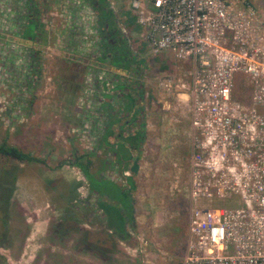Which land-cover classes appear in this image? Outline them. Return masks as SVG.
<instances>
[{
	"label": "built area",
	"instance_id": "obj_1",
	"mask_svg": "<svg viewBox=\"0 0 264 264\" xmlns=\"http://www.w3.org/2000/svg\"><path fill=\"white\" fill-rule=\"evenodd\" d=\"M113 1L109 8L116 15ZM75 4L78 25L69 37L60 35L61 43L71 40L61 56L85 68L76 99L83 123L72 132L91 153L107 124L102 105L119 110V85L130 75L88 57L99 48L97 15L90 4ZM258 5L263 8L264 0L129 1L141 28L139 43L153 55L169 53L190 68L187 85L174 74L156 76L159 91L191 90V124L201 134V140L192 143L189 159L191 205L181 264H264V121L255 117L254 105L239 112L231 107L233 80L243 74L255 86L252 103L264 109V23L257 21ZM27 8L22 0H0V123L8 132L35 119L38 97L52 81L49 61L54 48L49 43L32 47L35 43L21 36ZM121 32L128 37L126 28ZM130 175L125 170L118 176ZM229 193L240 196V207L195 205L201 197Z\"/></svg>",
	"mask_w": 264,
	"mask_h": 264
},
{
	"label": "rangeland",
	"instance_id": "obj_2",
	"mask_svg": "<svg viewBox=\"0 0 264 264\" xmlns=\"http://www.w3.org/2000/svg\"><path fill=\"white\" fill-rule=\"evenodd\" d=\"M112 1L107 0V4L110 5ZM129 1L114 0V9H116V15H114L118 22L116 27L124 40H126L128 51L134 55L129 66L125 67L126 70L128 69L127 73L129 75V71L131 70L132 72L130 83L141 81L145 84L144 89L139 84L141 90L139 88L138 92L133 89L132 97L142 108L143 116L141 117L147 122V130L138 154L134 152L139 171L135 175L138 186L134 188L135 190L133 191L135 193H133L137 196V211L140 218L129 226L128 229L130 231L127 232L125 239H121L118 236L115 239H117L118 244L120 242L121 246H126L127 250L132 245L137 247V257L145 261L147 258L148 264H160L158 261H153L154 257L156 260H160L162 257L163 261H167V263L164 262L165 264H179L178 257L173 256L165 248L166 238L169 236L167 222L168 219L170 220L171 212H177L178 210H181L179 215L178 213L176 215L179 220L178 223L180 221L184 222L182 211L185 210L184 206L186 205H188L190 218L189 159L192 150L190 146L192 147L194 139L201 140V134L200 130L195 129L191 124L193 116L191 90L174 89L171 93L161 92L160 95L154 85H156V76L161 72L165 75L174 74L176 78L180 76L186 85L190 84V68L187 63L178 61L169 53L160 54L163 57H160L157 60L158 62H155L150 57L153 54L149 53L150 56H148L145 53L146 56H144V52L142 54L139 52L141 45L137 40H133L129 31H127L129 38L123 35L121 29L126 27L121 20L123 17L122 13L128 11ZM58 2L59 4L52 8L53 19L51 15L49 16L51 18L49 26L53 33L52 37L49 35V38H55V42H50L49 44L56 50H60L57 45L60 42L56 40L61 35L56 29L63 28L62 24L67 21V15L64 16L62 14L65 12H58L63 10L59 9L58 6L62 5V3L65 4V2L61 0ZM256 14L257 21H263L264 23V7L262 8V5H258V13ZM96 18H94L95 21ZM255 23L258 24V22ZM262 28L264 31V27ZM47 32H50V29ZM71 33L72 31L68 29L67 34L63 37H69ZM127 40H130V42H127ZM143 51L145 50L143 49ZM138 53L141 57H139ZM55 55L49 61V69L52 75L51 87L49 86L48 91L38 97L40 105H36L35 119L28 124L26 123L27 125L24 124L25 126H17L11 132L5 130L0 123V144L5 141L12 146H21L23 151L29 152L36 158V161L26 162L0 155V173L4 168L10 171L15 168L17 177L19 176L20 178L18 184H15L14 192H12L8 202L3 194L2 186V183L4 186H6V183L0 176V264H68L71 259H77L79 245L72 243L74 238L78 239L77 235L84 237L86 244L94 247L95 233L107 230L102 217L97 213L98 210L93 206L95 202L94 195L88 190L87 183L83 180L80 170L72 165V162L78 159L77 157H81L82 161L89 162V168H93V155L88 150L87 144L85 145V150L84 147L79 145L75 132H72V129L79 128L83 123V114H80V111L76 108V99L81 87L80 72L81 70L85 72V68L81 65H78L80 68L71 67V63L65 61L61 55ZM88 57L104 62L98 59L97 54L94 55L93 52ZM106 63L109 64L107 61ZM161 64H165L167 69H159L158 67ZM130 67L131 69H129ZM117 70L122 73L126 71L124 69ZM129 78L127 79L129 80ZM122 80L125 81L123 78ZM253 84L249 77L243 74H236L231 88V106L235 112H239L242 111V108L254 105L255 117L258 118L259 116L260 120L264 121L263 107H258L259 103H252L253 93L255 92ZM134 87L138 88L137 86ZM78 88L79 90H76ZM145 92L147 96L146 100H143ZM66 102L69 103L67 104ZM163 103H165L164 107ZM104 106L102 105V114L107 117L108 113H113V110H108ZM136 110L140 111V109H135L133 114H135ZM116 111L114 115L117 117ZM74 113H76V116ZM119 116L121 118L123 115ZM63 117L66 119H63ZM119 118L112 129H114L115 133L124 132L129 134L131 130L120 127V125H123L124 120L122 121ZM72 123L74 126H70ZM257 126L258 123L255 128L256 131H259ZM20 127L23 128V131L18 134ZM133 129L135 131V127ZM259 129L262 130L263 127ZM261 138L264 142V138ZM60 165L62 166L61 168L59 167ZM54 176L62 177L65 183H69L68 186L64 187L67 188L70 194L69 198L58 196L55 199L53 197L52 199L50 198V194L53 192L50 191L52 185L49 182L46 185L45 183L50 177ZM7 180L11 181V178H7ZM61 188L62 185L60 188L58 187V189ZM72 194L74 197L70 198ZM195 205L200 208H236L242 205V200L238 194L229 193L223 198L212 197L206 199L201 197L197 199ZM23 211L25 215L19 216V218L11 215L12 212L23 213ZM156 212L158 213L157 221H155ZM26 213L29 214L27 215ZM29 215H31V218ZM44 216L48 218V227L55 229L56 236L55 238L47 239L46 243L39 237L33 241L36 242L37 246L29 248L30 228H33L31 221ZM4 218H7V225L3 222ZM148 219H150L149 223ZM155 222L156 226L154 227L156 229L154 232L151 225ZM179 226L177 225V228H173L174 240L178 233L180 234ZM4 229L7 230L6 233L3 232ZM157 229H159V233L161 232L160 236L164 238V243L163 245L159 243L155 246L150 241L154 236L156 238ZM83 233L84 236H82ZM110 233L112 232L110 231ZM148 238L150 241H147ZM122 242L126 245L121 244ZM95 253L100 254L98 252ZM144 254H146V258H143ZM85 255L86 259L87 257H93V250L85 251ZM127 255L129 256L128 252Z\"/></svg>",
	"mask_w": 264,
	"mask_h": 264
},
{
	"label": "crops",
	"instance_id": "obj_3",
	"mask_svg": "<svg viewBox=\"0 0 264 264\" xmlns=\"http://www.w3.org/2000/svg\"><path fill=\"white\" fill-rule=\"evenodd\" d=\"M22 1H24V3L27 4V6H28V8H27V14L28 15L26 14L27 18H25L23 23H22L23 27L21 25V29H22L21 30V36L26 40L25 42H28V43H34L35 42V45H33L32 47L39 45V43L47 44L50 42H55L54 37L49 38V35H50V37H52V34H53L51 32V28L49 26L51 24L50 23L51 18L49 16L51 15L52 19H53V15H52L53 9L52 8L56 4L57 5L59 4V2H58L59 0H22ZM61 1H64L65 4L62 3V5L58 6L59 9H63V10L58 11V12L59 13L65 12L62 14H64V16L67 15V19H66L67 21H66V23L62 24L63 28H61V27L57 28L56 31L61 33V37H62L63 35L67 34L68 29H70L72 27L71 31H73L74 27H77V25H78V21L76 18V16H77L76 10L77 9L74 8V5H76L75 2H82L83 4H86V3L90 4V3L87 0H61ZM106 2H107V0H106ZM6 3H8V2H6ZM93 10H94V8H93ZM119 11H120V9H119ZM95 14H96V12H95ZM122 15H123L122 21L124 22V25L127 28V31H129L133 40H137L139 42L137 35L140 32L141 28H140L139 24L136 22L135 13L128 6V11H126L125 13H122ZM70 18H71V23H69ZM97 21H98V19H97ZM126 24L129 26L135 25L136 29H129ZM47 27H48V29H47ZM49 29H50V32H47V30H49ZM61 39L58 38V40H56V41L60 42L57 44L58 47H60L59 45H62V46L60 47V50H56V48H54V54L53 55H55V54H58V56L62 55V51H64L66 48L69 49V47L71 46V40H67L65 42L62 40L64 43H61ZM124 41L126 42V40H124ZM140 45L141 46L139 48L141 50H139V52L141 54H142V52H144V56H146V55L150 56L145 45L143 43H140ZM99 47H100V43H99ZM76 49L79 50L77 44H76ZM143 49L145 51H143ZM99 52L100 51L98 48L97 49V58L98 59H99ZM145 53H146V55H145ZM138 55H139V53H138ZM139 57H141V56L139 55ZM150 57H152V59L155 62H158L157 60L160 57H163V55L157 54V55H153ZM141 62H143V61H141ZM111 66H113V65H111ZM162 66H163V64L160 65L158 68L162 70V68H161ZM71 67L80 68L78 65H75V64H71ZM113 67H115L116 69H120L117 66H113ZM121 68L125 69V67H121ZM129 69H131V67ZM129 72L131 75V73H132L131 70ZM84 74H85V72L81 70L80 76H79L81 79V81H80L81 86H82V83L84 81ZM131 78H132V75L129 78L128 82H124L121 85H119V88L121 89V93L123 95V103L121 106H119V111L115 110L117 115H118L117 117L114 115V113H115L114 110H113V113H108L107 124H106L105 130H104V133H103L102 137L99 139L98 147L96 148V150L92 151V153L95 151L93 153L94 155L92 154L93 155V157H92L93 158L92 159V163H93L92 167L93 168L92 169L89 168V169L92 172L96 173V175L98 176V179L103 178V179H106L107 181H109L110 183H112L113 185H119L122 187L126 186V188H129V190H130L129 185L131 184L133 186V190H135L134 188H137V186H138V182L136 180L135 175L139 171V167L137 165L138 168H137L136 172L132 171L131 168H132L133 163L136 162L134 152H136L138 154L140 147L142 146L143 137H144V134L147 130V122L144 121L143 118L141 117V116H143L142 108L139 106L138 103H136L137 101L136 102L134 101V99L132 97L133 89H136V91L138 92V89L140 88V85H139L140 83L139 82L130 83V81L132 80ZM144 85L145 84H141V88L144 89ZM134 86H137L138 88H136ZM154 87H155L156 91L161 95L162 91H159L157 89L156 85H154ZM141 88L139 90H141ZM76 90H79V88ZM128 98L130 100L133 99V101H134L133 108H132V110H130V112L124 111L126 109L127 104L130 101V100H128ZM164 106H165V103H163V107ZM106 108H108V110H112L110 107H106ZM134 109H140L141 114H137V115L133 114ZM111 114L117 120L120 117L119 115H123V116H121V118H119L122 121L124 120L123 125H120V127H124L125 129L128 128L129 130H131V132H130L131 134L130 133L127 134L124 132L115 133L114 129H112V128H113V125L115 124V122H117V121L110 124L111 119H112ZM135 116H137V119L134 120ZM67 118L69 119V117H67ZM63 119H66V118L63 117ZM66 122H67V120H66ZM141 122H143V125H144L142 139H141L140 143L138 144L137 148L132 147L130 144H128V141L126 139L128 137L133 136L134 132L136 131L138 125ZM72 124L70 126H73ZM133 127H135V131H134ZM22 129H23L22 127H20L18 129L19 130L18 134L22 133V131H23ZM109 130H111V134H108ZM106 134H107V138L105 141H103V138L105 137ZM124 139H125V141H124ZM119 146H123L125 149V152L129 153L131 155V158L128 160H125L122 164H120L116 160V157L113 156V155H115L113 153L119 148ZM15 147H18L21 150H23L21 146L15 145ZM190 148H191V146H190ZM93 160H94V162H93ZM59 167L61 168L62 166L60 165ZM125 169L126 170L129 169V171L131 172V175L125 177V179H123V178L121 179L118 175L120 174L121 171L122 172L125 171ZM122 172H121V174H122ZM19 181H20V178L18 176L16 178L15 184L17 185ZM48 182L52 185V188H50V191H53L50 194L51 199H52V197H53V199H55L56 196L63 197V198L64 197L69 198L70 194H69L67 188H64V187L68 186L69 183H65V181L63 180L62 177H58V176L50 177V179H48L46 181L45 185L48 184ZM15 184H14V186H15ZM61 185H62V188L58 189V187L60 188ZM133 192L134 191H132V198H133L132 205H133V218H134L133 222H135L138 218H140V215L138 214V211H137L138 210L137 209V196L134 194L135 192L134 193ZM53 194H55V195H53ZM94 197H95V195H94ZM142 200H144V199H142ZM185 202H187V201H185ZM94 206H95V204H94ZM95 209L98 210L97 213L99 214V216L102 217L100 209L99 208H95ZM184 209L185 210L182 211L183 212L182 216L184 217V222L180 221L178 223V221H179L178 217L176 218L177 213L179 215V211H181V210H178L177 212L176 211L171 212L172 215L170 217V220L168 219V222H167L168 223L167 232H169V236L166 238L167 241L165 242V248L173 256L178 257L179 264H181V262H182V257H183L184 250H185V244H186V239H187V230H188V220H189L188 205L184 206ZM26 214L28 215L29 213H26ZM157 214L158 213L156 212L155 221H157V219H158ZM11 215H13V217H15V218H19V216L21 217V216L25 215V212L24 211H23V213L12 212ZM29 217L31 218V215H29ZM45 217L46 216L39 217V218H36L35 220L31 221L33 223L32 224L33 228H30V235L28 238L29 248H31V247L33 248V247L37 246V244H35L36 242H33V241L35 239H38L39 237L45 243L47 242V239L55 238V236H56L55 232L56 231L54 228H52L50 226L48 227V225H47V223H48L47 219L48 218H45ZM102 220H103V217H102ZM149 221H150V219H148V223H149ZM9 224L11 225V223H9ZM177 225H180L178 228V230L180 231V234L178 233V236L174 240V232H172V231H173V228H177ZM154 226H156V222L153 225H151L152 231L155 232L156 228ZM126 228H127V231H130L128 229L129 228L128 225L126 226ZM109 232H110V230L107 229V231L102 230L100 232L95 233L94 236H97V235L100 236L103 233L106 234V236L103 237L104 242L101 244L99 242L100 246H97L96 242L94 241V247L95 248H97V249L104 248L106 251L104 254L100 253L99 255L93 251V254H94L93 257H87V259L85 258L86 257L85 251L89 252L90 249H92V247L89 246V244H86L84 237H81V235H79V236L77 235L78 239L76 240V238H74L73 239L74 241H72L73 244L79 245V250H77V259L76 260L71 259V261L68 264H148L146 254L143 255V258H146V261L144 259L137 257V255H136L137 247L130 245L131 247H129L127 250L126 246L123 247L120 245V242H119V244L117 243V241H116L117 239H115L116 235H114L113 233H109ZM157 232H158V234H157L156 238H154L155 237L154 236L151 239V241L149 240V238L147 241H150L155 246H157V244H159V243L160 244L162 243V245H163L164 238L162 236H160L161 232L159 233V229H157ZM107 233L110 235H108ZM82 236H84V233ZM109 242H111V244H113V245L109 244ZM121 244L124 245L125 243L122 242ZM146 244H147V242H146ZM127 252L129 253V256L127 255ZM153 261H155V262L158 261V263H160V264H165L164 262L167 263V261H163L162 257L160 260H156L154 257Z\"/></svg>",
	"mask_w": 264,
	"mask_h": 264
},
{
	"label": "trees",
	"instance_id": "obj_4",
	"mask_svg": "<svg viewBox=\"0 0 264 264\" xmlns=\"http://www.w3.org/2000/svg\"><path fill=\"white\" fill-rule=\"evenodd\" d=\"M87 1L94 8L98 19V26L100 30L99 59L107 61L109 64L113 66H117L119 68L129 66V63L130 61H132L134 56L131 55V53L128 51L124 38L119 33L116 27L115 15L109 9V5L107 4L106 0H87ZM127 26L129 29H136L135 25H131V26L127 25ZM161 68L162 70L167 69L165 64ZM128 100L130 99L128 98ZM106 105L108 106V104ZM133 105H134V101L132 99L129 101L124 111L130 112V110H132L133 108ZM135 114L137 115L141 113L140 111L136 110ZM111 117L112 119L110 124H112L115 121H118L115 117H113L112 114ZM135 119H137V116L134 117V120ZM143 128L144 125L143 122H141L138 125L136 131L134 132L133 136L128 137L127 139L125 138L128 141V144H130L132 147L137 148L138 144L140 143L143 136ZM108 134H111V130L108 131ZM106 138H107V134L103 138V141H105ZM113 154H115L113 156L116 157V160L120 164H122L125 160L131 158V155L125 152L123 146H119V148ZM0 155H3L10 159H16L18 161H26V162L36 161V158L33 155H31L29 152H25L18 147L9 145L5 141L0 144ZM77 158L76 161H73V164L77 166L79 169H81V171L83 172L86 178L88 190L92 195H95V203H94L95 206L94 205L93 206L94 208L100 209L105 227L108 230L112 231L114 235L120 237L121 239H125L128 234L126 226L127 225L131 226L134 221L133 205H132L133 186L129 183L131 185V186L129 185L130 187L129 190V188H126V186L122 187L119 185H113L106 179L103 178L98 179L96 173L92 172L89 169V162L87 163V161L86 162L82 161L81 157H77ZM0 176L2 179H4V182L6 183V186H4L2 183L3 194L5 195V197L9 202V198L12 192L14 191V184L17 178L16 169L14 168L11 169L10 171L9 169L4 168L2 169ZM7 178L8 179L11 178V181H8ZM73 197L74 195H71L70 198ZM4 219L3 222L5 225H7L6 222L7 218ZM3 232L6 233L7 230L4 229ZM105 236H106L105 233L101 234L100 236L99 235L95 236L94 241L96 242V245H99V242L100 244L103 243L104 242L103 237ZM92 250L94 252H98L102 254H104L106 251L104 248L97 249L95 247H92Z\"/></svg>",
	"mask_w": 264,
	"mask_h": 264
},
{
	"label": "bare ground",
	"instance_id": "obj_5",
	"mask_svg": "<svg viewBox=\"0 0 264 264\" xmlns=\"http://www.w3.org/2000/svg\"><path fill=\"white\" fill-rule=\"evenodd\" d=\"M114 6H115V5H114ZM27 15H28V14H27ZM26 18H27V17H26ZM69 25H70V24H69ZM69 30H71V29H69ZM25 41H26V40H25ZM127 42H128V40H127ZM34 43H35V42H34ZM128 46H129V45H128ZM129 47H130V46H129ZM240 75H242V74H240ZM122 78H123V77H122ZM253 85H254V84H253ZM49 86H50V85H49ZM49 86H48V87H49ZM50 87H51V86H50ZM44 93H45V92H44ZM46 94H47V92H46ZM50 96H51V95H50ZM45 98H46V97H45ZM42 99H43V98H42ZM50 99H51V98H50ZM44 100H45V99H44ZM49 101H50V100H49ZM142 102H143V101H142ZM232 102H233V101H232ZM44 103H45V102H44ZM47 103H48V102H47ZM66 103H67V102H66ZM66 103H65V104H66ZM68 103H69V102H68ZM68 103H67V104H68ZM49 104H50V103H49ZM56 104H57V103H56ZM256 104H257V103H256ZM39 105H40V104H39ZM45 105H46V104H45ZM59 105H60V103H59ZM59 105H58V106H59ZM72 105H73V104H72ZM235 106H236V105H235ZM239 106H241V105H239ZM38 107H39V106H38ZM231 107H232V106H231ZM233 107H234V106H233ZM237 107H238V106H237ZM72 108H73V107H72ZM64 109H65V108H64ZM233 109H234V108H233ZM236 110H237V109H236ZM54 111H55V110H54ZM71 111H72V110H71ZM74 114H75V116H76V113H74ZM68 115H69V114H68ZM77 115H78V114H77ZM78 120H79V119H78ZM75 124H76V123H75ZM79 124H80V123H79ZM72 125H73V124H72ZM76 125H77V124H76ZM60 126H61V125H60ZM73 126H74V125H73ZM77 126H78V125H77ZM79 126H80V125H79ZM64 128H65V127H64ZM73 128H74V127H73ZM57 129H60V128H57ZM71 129H72V128H71ZM57 131H58V130H57ZM65 131H66V130H65ZM61 133H62V132H61ZM59 134H60V133H59ZM191 135H192V133H191ZM57 137H58V136H57ZM57 137H56V138H57ZM62 137H63V136H62ZM60 138H61V137H60ZM71 138H72V137H71ZM191 138H192V137H191ZM57 139H58V138H57ZM57 139H56V140H57ZM110 139H111V138H110ZM56 140H55V141H56ZM58 141H59V140H58ZM56 142H57V141H56ZM68 142H69V141H68ZM61 143H62V141H61ZM191 143H192V142H191ZM63 146H64V145H63ZM65 148H66V147H65ZM191 148H192V147H191ZM69 149H70V148H69ZM71 150H72V149H71ZM76 150H77V149H76ZM95 150H96V149H95ZM72 152H73V151H72ZM94 152H95V151H94ZM94 152H93V153H94ZM86 153H87V152H86ZM93 153H92V154H93ZM112 153H113V152H112ZM77 154H78V153H77ZM83 154H84V153H83ZM79 155H80V154H79ZM81 155H82V154H81ZM88 155H89V154H88ZM93 155H94V154H93ZM97 155H98V154H97ZM92 157H93V156H92ZM88 159H89V158H88ZM106 159H107V158H106ZM75 160H76V159H75ZM89 161H90V160H89ZM93 162H94V160H93ZM72 163H73V162H72ZM74 163H75V162H74ZM69 165H70V164H69ZM117 165H118V164H117ZM119 168H120V167H119ZM125 168H126V167H125ZM121 169H122V168H121ZM80 170H81V169H80ZM125 170H126V169H125ZM128 170H129V169H128ZM121 172H122V171H121ZM121 172H120V173H121Z\"/></svg>",
	"mask_w": 264,
	"mask_h": 264
},
{
	"label": "water",
	"instance_id": "obj_6",
	"mask_svg": "<svg viewBox=\"0 0 264 264\" xmlns=\"http://www.w3.org/2000/svg\"><path fill=\"white\" fill-rule=\"evenodd\" d=\"M137 168H138V167H137V163L134 162L133 165H132L131 170L136 172Z\"/></svg>",
	"mask_w": 264,
	"mask_h": 264
}]
</instances>
